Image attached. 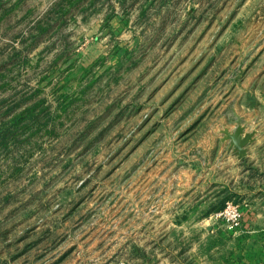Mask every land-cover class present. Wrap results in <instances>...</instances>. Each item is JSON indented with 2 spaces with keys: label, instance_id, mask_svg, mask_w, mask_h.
<instances>
[{
  "label": "rangeland",
  "instance_id": "rangeland-1",
  "mask_svg": "<svg viewBox=\"0 0 264 264\" xmlns=\"http://www.w3.org/2000/svg\"><path fill=\"white\" fill-rule=\"evenodd\" d=\"M0 264H264V0H0Z\"/></svg>",
  "mask_w": 264,
  "mask_h": 264
},
{
  "label": "water",
  "instance_id": "water-1",
  "mask_svg": "<svg viewBox=\"0 0 264 264\" xmlns=\"http://www.w3.org/2000/svg\"><path fill=\"white\" fill-rule=\"evenodd\" d=\"M225 139H229L231 146L238 154L239 158L247 154V145L254 141L255 132L245 131L244 126L238 125L234 131L224 130Z\"/></svg>",
  "mask_w": 264,
  "mask_h": 264
},
{
  "label": "built area",
  "instance_id": "built-area-1",
  "mask_svg": "<svg viewBox=\"0 0 264 264\" xmlns=\"http://www.w3.org/2000/svg\"><path fill=\"white\" fill-rule=\"evenodd\" d=\"M218 214H226L228 217L234 218L236 224L239 223L240 212L238 211V205H235L233 202H228L226 207Z\"/></svg>",
  "mask_w": 264,
  "mask_h": 264
},
{
  "label": "trees",
  "instance_id": "trees-1",
  "mask_svg": "<svg viewBox=\"0 0 264 264\" xmlns=\"http://www.w3.org/2000/svg\"><path fill=\"white\" fill-rule=\"evenodd\" d=\"M224 206H225V203H224V201H222L221 205H219V207H217V209H222V208H224Z\"/></svg>",
  "mask_w": 264,
  "mask_h": 264
},
{
  "label": "crops",
  "instance_id": "crops-1",
  "mask_svg": "<svg viewBox=\"0 0 264 264\" xmlns=\"http://www.w3.org/2000/svg\"><path fill=\"white\" fill-rule=\"evenodd\" d=\"M256 136H254V138H255Z\"/></svg>",
  "mask_w": 264,
  "mask_h": 264
}]
</instances>
